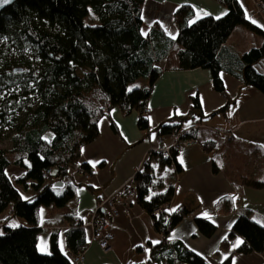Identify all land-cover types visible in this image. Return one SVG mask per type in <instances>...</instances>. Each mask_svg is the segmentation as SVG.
<instances>
[{"label":"trees","instance_id":"16d2710c","mask_svg":"<svg viewBox=\"0 0 264 264\" xmlns=\"http://www.w3.org/2000/svg\"><path fill=\"white\" fill-rule=\"evenodd\" d=\"M213 1L225 7L223 16L193 20L190 5L178 7L174 39L157 23L143 33L145 0H16L0 13V124L12 130L10 147H0V264H71L58 247L56 232L51 235L50 252H39L44 232L40 207L49 215L64 214L69 221L67 248L71 254L83 252L85 232L73 208L74 187L83 184L75 183L72 172L81 169L90 175L91 171L80 162L81 149L98 137L99 120L113 108L123 115L137 111L139 128H147L143 111L163 72L157 66L160 62H165V71L209 70L213 90L227 98L213 114L225 116L232 103L221 72L264 94V73L256 68L264 61V29L247 18L238 0ZM257 2L264 6V0ZM238 26L261 37L260 46L243 53L225 47ZM140 79L142 85L130 88ZM203 118L195 98L187 114L163 121L156 131L162 137L198 139L199 130L187 125ZM111 127L116 130L114 122ZM199 143L205 150L216 147L212 140ZM177 152L175 148L170 155L150 151L132 178L137 204L152 217L163 237L158 244H148V262L164 264L167 256L168 264H207L203 257L167 238L190 214L188 208L155 213L173 199L176 176L183 170ZM12 165L25 171L13 181L6 174ZM168 167L173 168L168 177L160 175ZM49 169L57 174L46 175ZM58 182L64 183L63 188H55ZM242 184L255 189L264 186L249 178H243ZM77 219L80 223L74 224ZM195 223L205 237L216 230L206 219L195 218ZM235 239L242 243L235 241L224 264H230L232 254L263 252L264 225L248 212L241 213L222 249L229 250Z\"/></svg>","mask_w":264,"mask_h":264},{"label":"crops","instance_id":"0c3cea01","mask_svg":"<svg viewBox=\"0 0 264 264\" xmlns=\"http://www.w3.org/2000/svg\"><path fill=\"white\" fill-rule=\"evenodd\" d=\"M238 2L247 18L252 22L260 21V27L264 29V6L259 5L257 0ZM183 4L193 8V20L205 16L221 17L226 13L225 7L213 0H145L143 33L157 23L166 36L176 38L178 31L174 13ZM242 28L238 26L234 30L225 47L241 53L237 44H230V40L233 36L239 38L246 35ZM157 66L163 72L154 82L148 99L147 107L151 111L144 115L147 128H139L137 111L123 115L118 108H113L109 116L99 120L98 137L82 147L80 162L88 165L91 174L72 172L75 183L83 184L74 187L76 198L73 208L80 221H91L98 201L117 193L133 178L148 153L157 150L160 138L166 147L172 145L177 136H159L157 126L173 116L187 114L196 98L204 118L187 126L200 125L199 137L196 144L179 147L177 161L183 170L176 176L173 199L163 206V211L167 213L183 206L190 210V214L181 219L167 238L203 257L207 264H224L238 240H234V246L229 250L222 249L221 244L241 213L248 212L264 225V186L255 189L242 184L243 178L264 182V94L221 72L220 78L232 103L225 116L213 114L226 104L227 98L213 90L209 70L165 71L164 61ZM113 122L115 131L111 127ZM219 127L223 132L216 133L212 129ZM206 140L214 141L216 147L205 150L199 141ZM172 171L173 168L168 167L160 175L168 177ZM24 172L23 168L14 165L6 170L12 181ZM63 186V182L55 184L57 189ZM24 197L29 196L24 194ZM63 215H49L45 208H39V219L44 229L38 241L40 253L50 252L51 235L56 232L61 252L68 256L71 254L66 239L69 221ZM195 218L213 223L216 228L214 234L203 236ZM105 219L114 235L110 249L101 250L90 240L91 229L85 227V259L82 263L71 264H157L148 262V244H158L155 242H160L163 237L155 230L152 217L137 204L135 196L122 204L118 217L106 214ZM14 222L18 224L22 221ZM230 264H264V251L232 254Z\"/></svg>","mask_w":264,"mask_h":264},{"label":"built area","instance_id":"2783aa9c","mask_svg":"<svg viewBox=\"0 0 264 264\" xmlns=\"http://www.w3.org/2000/svg\"><path fill=\"white\" fill-rule=\"evenodd\" d=\"M150 111L151 110L148 107H146L143 113L148 114L150 113ZM199 126L200 125L195 124L193 125V129H198ZM212 129L216 133L223 132L222 127L212 128ZM47 139H51V136H49ZM229 140H232V139L229 138ZM196 143H197V140L193 138L182 140L179 137H177L170 147H166L164 145L162 138H160L159 146L157 150L162 151L165 155H170L172 148L179 149V147L183 145L189 146V145H193ZM78 171L83 172L81 169H78ZM51 173H52V169H49L46 172V175H50ZM134 196H135V191L132 186V179H131L117 193L111 196L105 197L104 199H101L98 201V204L95 210L93 211L91 221H89L88 223L81 222L83 228L89 227L91 229L90 240L92 242H95L101 250L108 251L111 247L112 241L114 240V235L110 230V225L105 219V215L107 214L108 216L112 218L118 217L120 213V207L122 206V204L123 203L125 204L129 200V198L134 197ZM99 211L105 212V215L103 216ZM161 212H163V208L161 209L159 208L155 211L156 215H158ZM79 223L80 222L78 219L74 220V224H79ZM230 245L233 246L234 241H232ZM68 257L72 263H80V262L82 263L85 259L84 251L79 254H69ZM167 262H168V257L164 256L163 263L168 264Z\"/></svg>","mask_w":264,"mask_h":264},{"label":"rangeland","instance_id":"374dc122","mask_svg":"<svg viewBox=\"0 0 264 264\" xmlns=\"http://www.w3.org/2000/svg\"><path fill=\"white\" fill-rule=\"evenodd\" d=\"M254 24H256V25L258 24L257 26H259V27L262 26L261 25L262 23H260V21H258V20L255 21ZM242 29H244L243 30L244 33H246V35H248V36L242 35L239 38H235V36H233L230 40V44H237L238 49L240 50L241 53L248 51L251 48L259 47L261 43H257L256 41H262L261 37L253 34L251 31H249L245 28H242ZM27 52L30 53V51H27ZM263 67H264V61L261 62L259 65H257L256 68L259 72L264 73ZM138 81L139 82L136 81L132 86L130 85V88L142 85L143 80L140 79ZM14 89H16V88H11V89H9V91L14 90ZM3 94H4V92H3ZM11 134H12L11 128L6 127L3 124H0V147L1 148L10 147L11 143L9 141V137ZM245 158L246 157L243 158V161H245Z\"/></svg>","mask_w":264,"mask_h":264},{"label":"snow or ice","instance_id":"6c2138e0","mask_svg":"<svg viewBox=\"0 0 264 264\" xmlns=\"http://www.w3.org/2000/svg\"><path fill=\"white\" fill-rule=\"evenodd\" d=\"M12 0H0V7H3L4 5H8L11 4ZM253 23H255V21H253ZM2 234V233H0ZM155 243H159V241H156ZM242 243V241L238 240L237 244Z\"/></svg>","mask_w":264,"mask_h":264},{"label":"water","instance_id":"95a60500","mask_svg":"<svg viewBox=\"0 0 264 264\" xmlns=\"http://www.w3.org/2000/svg\"><path fill=\"white\" fill-rule=\"evenodd\" d=\"M16 0H12V3L11 4H8V5H4L3 7H0V13L7 7H9L10 5H12ZM57 174V171H53V175H56Z\"/></svg>","mask_w":264,"mask_h":264}]
</instances>
